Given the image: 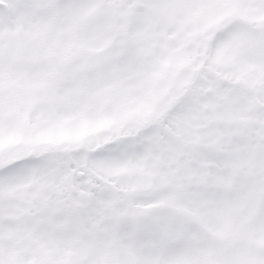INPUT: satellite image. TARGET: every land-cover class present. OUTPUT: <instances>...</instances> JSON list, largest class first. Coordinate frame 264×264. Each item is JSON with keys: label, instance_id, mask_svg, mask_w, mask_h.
<instances>
[{"label": "snow or ice", "instance_id": "snow-or-ice-1", "mask_svg": "<svg viewBox=\"0 0 264 264\" xmlns=\"http://www.w3.org/2000/svg\"><path fill=\"white\" fill-rule=\"evenodd\" d=\"M0 264H264V0H0Z\"/></svg>", "mask_w": 264, "mask_h": 264}]
</instances>
